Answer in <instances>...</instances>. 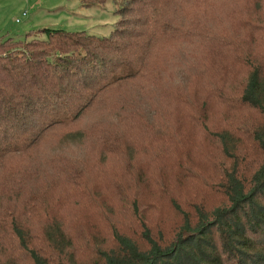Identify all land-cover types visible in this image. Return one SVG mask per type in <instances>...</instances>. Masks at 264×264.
<instances>
[{
  "label": "trees",
  "instance_id": "trees-1",
  "mask_svg": "<svg viewBox=\"0 0 264 264\" xmlns=\"http://www.w3.org/2000/svg\"><path fill=\"white\" fill-rule=\"evenodd\" d=\"M77 1L82 7L106 2ZM125 1L113 12L116 19L107 37L39 29L23 41L0 38V184H5L0 189V264H264V54L235 53L238 58L233 54L237 60L232 62H241L247 70L236 92L227 93L216 81L206 86L209 98L216 96L231 114V122L224 123L228 126L209 136L219 153L206 160L214 173L177 170L175 177L182 173L181 178L198 181V190L165 188V168L150 175L146 173L150 163L141 165H164L167 147L161 127L180 126L174 112L163 119L159 111L149 109L150 103H165L171 97L167 86L156 81V46L160 40L207 33L201 10L211 0H173L163 9L157 8L159 0ZM209 52L203 59L205 68L226 65L213 50ZM126 92L144 101V107L131 104L136 124L106 136L75 128L112 95ZM204 117L198 112L190 118L185 115V120L194 124ZM58 134L79 144L62 154L59 149L52 159L57 168L69 166L72 194L84 205L88 181L82 165L91 159L100 173V162L115 157L111 188L119 194L116 204L130 215L119 229L100 218L109 239L104 244L85 238L90 246L84 243L88 250L81 252L83 247L72 242L59 220L47 212L38 195L43 192L17 179L6 185L14 179L9 180L7 173L18 160L27 158L39 167L38 150ZM183 138L192 145L191 137ZM89 142L96 151L92 156L80 149ZM154 147L158 156L150 152ZM139 154L144 157H136ZM124 181L133 184L134 193L146 189L153 202L139 204L131 198L134 193L126 194ZM162 204L167 208L162 211L178 217L173 227L157 226L150 216ZM97 211L101 215L111 209Z\"/></svg>",
  "mask_w": 264,
  "mask_h": 264
},
{
  "label": "rangeland",
  "instance_id": "rangeland-1",
  "mask_svg": "<svg viewBox=\"0 0 264 264\" xmlns=\"http://www.w3.org/2000/svg\"><path fill=\"white\" fill-rule=\"evenodd\" d=\"M172 1L159 0L157 8L159 6L163 9L162 5L165 7ZM244 1L245 4L241 0H211L201 10V14H205L204 24L207 32L202 37L195 38L193 35V38H190L187 35L182 38L160 40L157 43L154 62L156 81L161 80L160 84L167 86L166 90L171 97L165 103H150L149 109L159 111L163 119L167 117V112H174L180 126L178 130H173L161 127L156 122V125L163 130L162 144L167 147L162 157L164 165L152 162L141 165L147 166L150 163L148 170L146 169V173L150 175H159L161 173L158 171L165 168L163 175L165 188L176 191L196 192L198 190V181L193 179L187 181L181 178L182 173L175 177L177 170L179 172L187 169L202 174L214 173V166L206 160L211 155L218 156L219 153L209 136L214 131L227 127L228 124L224 123L225 121L231 122V114L216 96L209 98L206 86L211 81H216L224 87L227 93L236 92L243 84L247 70L241 62H232L237 60L232 59L233 54L248 51L251 54H264V1ZM125 3V0H106L102 5L82 7L77 0H0V38L23 41L29 33L39 29L81 31L88 35L107 37L116 19L113 12ZM16 20L18 23L15 22ZM209 38H211L210 41ZM209 50H213L216 58L221 59L226 65L222 67V64L221 66L216 64L214 69L205 68L203 59L207 58ZM235 56L237 57V54ZM228 72L229 74L226 75ZM151 85L146 87L147 92L150 91ZM126 93L128 96L126 94L119 97L112 95L102 106L93 109L80 119L75 128L91 134L106 136L109 131L118 132L136 124L137 118L134 117L132 105L144 107V101L134 100L130 98L129 92ZM140 93L143 94V91ZM114 101L120 102L116 105ZM198 112L204 113L205 119L194 124H190L188 119L185 120V115L190 118ZM200 123L204 124L203 128L200 127ZM183 136L191 137L192 145H188ZM78 145V143L65 140L63 134L50 138L43 144L42 151L37 152L36 156L40 166L36 167L27 162V158L18 160V164L13 165V167L17 165L12 169L13 172L8 171L7 173L9 180L14 179L6 185L14 183L13 181L17 179L31 184L33 190L43 192L38 195L43 199L47 212L59 220L63 230L77 246L83 247L84 243L90 246V242L85 238H91V243L102 241L105 244L109 235L101 226L100 218L116 224L118 229L120 223L130 219V215L124 214L119 208L120 205L116 204L119 194L111 188L113 183L111 175L114 176L116 171L117 158L109 157L105 162H100V173L96 170L95 164L90 162L91 159L82 165L84 178L88 181L86 188L88 200L84 201L83 205L82 198L72 194L69 166L57 168L59 166L52 160L53 154L59 149L63 150L58 151L62 154L68 149H78ZM90 145L91 142L80 147L81 151L88 156L96 153L94 149L91 151ZM150 152L152 155H159L155 147L151 148ZM136 157L143 158L144 154ZM62 159L66 160V157ZM11 166L12 164L7 166L6 170ZM30 167L34 169L30 170ZM21 177H24L25 181L21 180ZM124 182L126 183V189L124 188L126 194H133V184ZM1 185L5 184H0V189L3 187ZM69 190L70 194H68ZM42 194H46V197L42 198ZM134 197L142 205L153 202V195L146 189L136 191L131 196V198ZM99 208L111 209V212L99 215L98 211L96 212ZM163 209L167 210L162 204L156 213L148 211L158 224L157 226L161 225L166 228L176 225L178 217L168 211H162ZM83 219L89 222H84ZM84 250L88 249L83 247L79 249V252ZM78 254L80 253L76 256Z\"/></svg>",
  "mask_w": 264,
  "mask_h": 264
},
{
  "label": "built area",
  "instance_id": "built-area-1",
  "mask_svg": "<svg viewBox=\"0 0 264 264\" xmlns=\"http://www.w3.org/2000/svg\"><path fill=\"white\" fill-rule=\"evenodd\" d=\"M22 16H24V14H22ZM16 23L18 22V20L15 21Z\"/></svg>",
  "mask_w": 264,
  "mask_h": 264
},
{
  "label": "crops",
  "instance_id": "crops-1",
  "mask_svg": "<svg viewBox=\"0 0 264 264\" xmlns=\"http://www.w3.org/2000/svg\"><path fill=\"white\" fill-rule=\"evenodd\" d=\"M18 23V22H17Z\"/></svg>",
  "mask_w": 264,
  "mask_h": 264
}]
</instances>
